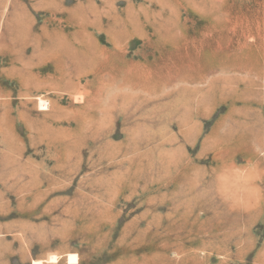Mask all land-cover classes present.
<instances>
[{
  "label": "rangeland",
  "instance_id": "rangeland-1",
  "mask_svg": "<svg viewBox=\"0 0 264 264\" xmlns=\"http://www.w3.org/2000/svg\"><path fill=\"white\" fill-rule=\"evenodd\" d=\"M263 42L264 0H0V264H264Z\"/></svg>",
  "mask_w": 264,
  "mask_h": 264
},
{
  "label": "clouds",
  "instance_id": "clouds-1",
  "mask_svg": "<svg viewBox=\"0 0 264 264\" xmlns=\"http://www.w3.org/2000/svg\"><path fill=\"white\" fill-rule=\"evenodd\" d=\"M258 178L254 165L249 166L246 171L224 167L216 173V192L226 202L240 205L259 197L260 194L255 188Z\"/></svg>",
  "mask_w": 264,
  "mask_h": 264
},
{
  "label": "bare ground",
  "instance_id": "bare-ground-1",
  "mask_svg": "<svg viewBox=\"0 0 264 264\" xmlns=\"http://www.w3.org/2000/svg\"><path fill=\"white\" fill-rule=\"evenodd\" d=\"M205 1H206V0H205ZM215 6H216V5H215ZM219 18H220V17H219ZM235 24H236V23H235ZM208 27H209V26H208ZM205 31H206V28H205ZM203 32H204V31H203ZM208 32H209V31H208ZM233 32H234V31H233ZM218 33H219V32H218ZM204 34H206V33L204 32ZM212 34H213V33H212ZM224 34H225V33H224ZM228 34H229V33H228ZM206 35H207V34H206ZM206 35H203V36H206ZM209 35H211V34H209ZM216 35H219V34H216ZM211 36H213V35H211ZM224 36H225V35H224ZM231 36L233 37V35H231ZM215 37H216V36H215ZM217 37H218V36H217ZM217 37H216V38H217ZM220 37H221V36H220ZM222 37H223V36H222ZM243 37H244V36H243ZM205 38H206V37H205ZM216 38H214V40H217ZM225 38H227V37H225ZM210 39H213V38L210 37ZM210 39H209V41H210ZM229 39H230V38H229ZM229 39H228V40L226 39V41L229 42V41H230ZM245 39H247V38H245ZM254 39H255V38H254ZM196 40H197V39H196ZM222 40H223V39H222ZM247 40H248V39H247ZM202 41H203V40H202ZM202 41H200L201 43H200V42H199V43H200V44H202V43L205 44V42H202ZM204 41H205V40H204ZM217 41H219V40H217ZM195 42H196V41H195ZM210 42H211V41H210ZM228 42H226V43H228ZM243 42H244V41H243ZM191 43H192V42H190V44H191ZM206 43H207V42H206ZM213 43H214V41H213ZM218 43H219V42H218ZM218 43H216V44H218ZM220 43H221V42H220ZM222 43H223V42H222ZM224 43H225V42H224ZM224 43H223V45H224ZM233 43H234V42H233ZM244 43H245V42H244ZM263 43H264V42H263ZM182 44H183V43H182ZM188 44H189V43H187L186 45H188ZM193 44H194V43H193ZM193 44H192V47H193ZM214 44H215V43H214ZM214 44H213V45H214ZM241 44H242V43H241ZM246 44H247V43H246ZM186 45H185V46H186ZM194 45H197V44H194ZM206 45H207V44H206ZM206 45H203L201 48H203V47L206 46ZM239 45H240V44H239ZM182 46H183V45H182ZM185 46H183V47H185ZM188 46H189V45H188ZM188 46H187V47H188ZM197 46H198V45H197ZM197 46H195V47H197ZM224 46H225V45H224ZM243 46H245V45H242V47H243ZM246 46H248V44H247ZM261 46H262V45H261ZM187 47H186V49L188 50ZM195 47H194V48H195ZM211 47H212V46H211ZM218 47H220V46H218ZM221 47H222V46H221ZM232 47H233V46H232ZM232 47H231V48H232ZM236 47H238V46H236ZM259 47H260V46H259ZM177 48H178V47H177ZM189 48H190V47H189ZM197 48H198V47H197ZM204 48H205V47H204ZM207 48H208V46H207ZM212 48H214V47H212ZM225 48H227V45H226ZM234 48H235V47H234ZM245 48H246V47H245ZM260 48H261V47H260ZM178 49H179V48H178ZM239 49H240V48H239ZM192 50H194V49L192 48ZM216 50H219V48H217ZM222 50H223V49H222ZM231 50H232V49H231ZM262 50H264V49H262ZM189 51H190V50H189ZM214 51H215V49H214ZM226 51H229V50L226 49ZM173 52H174V51H173ZM179 52H180V50H179L177 53H179ZM183 52H184V51H183ZM236 52H237V51H236ZM262 52H263V51H262ZM196 53H198V52H196ZM230 53H231V51H229V54H230ZM173 54H174V53H173ZM173 54H172V55H173ZM183 54H184V53H182V55H183ZM185 54H186V52H185ZM193 54H195V53H193ZM167 55H169V54L167 53ZM178 55L180 56V54H178ZM178 55H177V56H178ZM188 55H189V54H188ZM190 55L192 56V54H190ZM190 55H189V56H190ZM195 55H196V54H195ZM245 55H246V54H245ZM179 56H178V57H179ZM197 56H198V55H197ZM195 57H196V56H195ZM262 57H263V56H262ZM167 58H168V57H167ZM170 58H171V57H170ZM175 58H177L176 55H175ZM179 58H180V57H179ZM218 58H220V57H218ZM171 59H172V58H171ZM184 59H185V58H184ZM198 59H199V57H198ZM173 60H174V58H173ZM175 60H176V59H175ZM178 60H180V59H178ZM189 60H190V59H189ZM196 60H197V59H196ZM236 60H237V59H236ZM263 60H264V59H263ZM237 61H238V60H237ZM237 61H236V62H237ZM176 62H177V61H176ZM176 62H174V63H176ZM178 62H179V61H178ZM187 62H188V61H187ZM245 62H246V61H245ZM260 63H261V62H260ZM170 64H171V63H170ZM196 64H197V62H196ZM164 65H165V64H164ZM171 65H172V64H171ZM186 65H187V64H186ZM251 65H252V64H251ZM260 65H261V64H260ZM260 65H259V66H260ZM161 66H162V65H161ZM184 66H185V65H184ZM184 66H182V67H184ZM191 66H192V65H191ZM198 66H199V64H198ZM207 66H208V65H207ZM221 66H223V65H221ZM246 66H248V65H246ZM156 67L158 68V65L155 66V68H156ZM163 67H164V66H163ZM172 67H173V66H172ZM172 67H171V68H172ZM186 67H187V69H188V73H189V71H191V70H189L190 68H188V66H185V68H186ZM199 67H200V66H199ZM253 67H254V66H253ZM159 68H160V67H159ZM166 68L168 69V68H170V67L168 66V67H166ZM166 68H165V69H166ZM212 68H213V67H212ZM247 68H249V66H248ZM112 69H113V68H112ZM112 69H111V70H112ZM165 69H164V70H165ZM179 69H180V68H179ZM179 69H178V71H179ZM181 69H182V68H181ZM181 69H180V70H181ZM183 69H184V68H183ZM225 69H226V67H225ZM239 69H240V68H239ZM241 69H242V68H241ZM254 69H255V68H254ZM256 69H257V68H256ZM195 70H196V69H195ZM227 70H228V69H227ZM236 70H237V68H236ZM236 70H235V71H236ZM252 70H253V69H252ZM118 71H119V70H118ZM121 71H122V69H121ZM128 71H129V70H127V74H129ZM153 71H154V70H153ZM153 71H152V72H153ZM193 71H194V69H193ZM211 71H212V70H211ZM215 71L217 72V69H216ZM218 71H219V70H218ZM242 71L244 72V70H242ZM253 71H254V70H253ZM130 72H131V71H130ZM154 72H155V71H154ZM167 72H168V71H167ZM169 72H170V71H169ZM176 72H177V71H176ZM182 72H183V71H182ZM186 72H187V71H186ZM194 72H195V71H194ZM208 72H209V71H208ZM216 72H215V73H216ZM232 72H234V71H232ZM237 72H239V71H237ZM243 72H242V73H243ZM247 72H248V71H247ZM247 72H246V73H247ZM250 72L252 73V71H250ZM259 72H260V71H259ZM125 73H126V72H125ZM125 73H124V74H125ZM150 73H151V71H150ZM156 73H157V72H156ZM156 73H155V74H156ZM160 73L162 74V71H161ZM165 73H166V71H165ZM165 73H164V75H165ZM197 73H198V72H197ZM206 73H207V72H206ZM209 73H210V72H209ZM211 73H214V72L212 71ZM222 73H223V71H222ZM235 73H236V72H235ZM239 73H241V72H239ZM242 73H241V74H242ZM244 73H245V72H244ZM131 74H133V71H132ZM139 74H140V73H139ZM224 74H225V73H224ZM227 74H229L228 71H227ZM254 74H256L255 71H254ZM254 74H253V75H254ZM257 74L259 75L260 73H257ZM129 75H130V74H129ZM150 75H151V74H149V76H150ZM156 75H157V74H156ZM251 75H252V74H251ZM253 75H252V76H253ZM109 76H111V75H109ZM137 76H138V74H137ZM151 76H153V75H151ZM166 76H168V75H166ZM174 76H175V75H174ZM181 76H182V74H181ZM181 76H179V78H180ZM205 76H206V74H205ZM209 76H210V75H209ZM255 76H256V75H255ZM259 76H260V75H259ZM133 77H134V76H133ZM133 77H132V78H133ZM146 77H147V76H146ZM171 77H172V76H171ZM171 77H170V79H171ZM191 77H192V76H191ZM206 77H207V76H206ZM227 77H228V76H227ZM250 77H251V76H250ZM250 77H248V78H250ZM113 78H114V77H112V79H113ZM118 78H119V77H118ZM172 78H173V77H172ZM174 78H178V77L175 76ZM179 78H178V79H179ZM201 78H202V77H201ZM248 78H247V79H248ZM164 79H165V78H164ZM168 79H169V78H168ZM203 79H204V82H205V80H206L207 78H204V76H203ZM203 79H202V81H203ZM229 79H230V78H229ZM240 79H242V78H240ZM179 80H180V81H181V80L184 81L183 78H182V79H179ZM215 80H216V79H215ZM235 80H236V79H235ZM244 80H245V79H244ZM123 81H124V80H123ZM165 81H167V80H165ZM171 81L173 82L172 79H171ZM176 81H177V83H180V81H178L177 79H176L174 82H176ZM183 81H182V82H183ZM189 81H190V80H189ZM223 81H224V80H223ZM223 81H222V82H223ZM226 81H227V80H226ZM233 81H234V80H233ZM106 82H107V81H106ZM108 82H109V81H108ZM185 82H186V81H185ZM185 82H184V83H185ZM190 82H191V81H190ZM193 82H194V81H193ZM199 82H200V80H199ZM213 82H214V80H213ZM219 82H221V81L219 80ZM229 82H230V81H229ZM229 82H228V83H229ZM243 82H244V81H243ZM243 82H242V83H243ZM251 82H252V81H251ZM122 83H123V82H122ZM186 83H187V82H186ZM196 83H197V82H196ZM202 83H203V82H202ZM223 83H224V82H223ZM247 83H248V82H247ZM120 84H121V83H120ZM167 84H168V83H167ZM172 84H173V83H172ZM188 84H189V82H188ZM194 84H195V83H194ZM203 84H204V83H203ZM205 84H206V83H205ZM170 85H171V84H170ZM192 85H193V84H192ZM213 85H214V84H213ZM245 85H246V84H245ZM113 86H114V85H113ZM115 86H116V85H115ZM115 86H114V87H115ZM120 86H121V85H120ZM199 86H200V85H199ZM214 86H218V85H214ZM121 87H122V86H121ZM121 87H120L119 89H121ZM125 87H128V86H125ZM130 87H131V86H129V88H130ZM168 87H169V86H168ZM220 87H221V86H220ZM133 88H134V87H133ZM202 88H203V87H202ZM206 88H208V87H206ZM206 88H205V89H206ZM211 88H212V87H211ZM124 89H125V88H124ZM166 89H167V88H166ZM196 89H197V88H196ZM200 89H201V88H200ZM213 89H214V88H213ZM216 89L218 90V88H216ZM219 89H220V88H219ZM164 90H165V89H164ZM194 90H195V89H194ZM201 90H202V89H201ZM203 90H204V89H203ZM129 91H130V90H129ZM133 91H134V90H133ZM218 91H219V90H218ZM216 92H217V91H216ZM213 93H214V92H213ZM108 94H109V93H108ZM145 94H147V92H146ZM210 94H211V93H210ZM222 94H224V93L222 92ZM211 95H213V94H211ZM217 95H218V94H217ZM208 96H209V95H208ZM210 97H211V96H210ZM210 97H209V99H210ZM148 98H149V96H148ZM204 98H205V97H204ZM207 98H208V97H207ZM211 98H212V97H211ZM202 99H203V98H202ZM152 100H153V99H152ZM200 100H201V99H200ZM205 100H206V98H205ZM207 101H208V100H207ZM210 101H211V100H210ZM212 102H213V101H212ZM194 103H195V102H194ZM200 103H201V101H200ZM204 103H209V102H204ZM197 104H198V102H197L195 105H197ZM198 105H199V104H198ZM200 105H201V104H200ZM39 264H40V263H39Z\"/></svg>",
  "mask_w": 264,
  "mask_h": 264
}]
</instances>
